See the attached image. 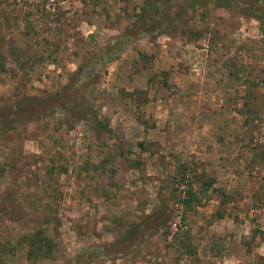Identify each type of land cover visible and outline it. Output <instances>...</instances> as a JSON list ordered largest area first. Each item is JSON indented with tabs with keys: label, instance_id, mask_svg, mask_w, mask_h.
I'll return each instance as SVG.
<instances>
[{
	"label": "rangeland",
	"instance_id": "obj_1",
	"mask_svg": "<svg viewBox=\"0 0 264 264\" xmlns=\"http://www.w3.org/2000/svg\"><path fill=\"white\" fill-rule=\"evenodd\" d=\"M148 1L0 0V109L81 81L96 116L0 124V264L36 235L35 264H72L152 213L155 232L84 264H264V0H158L143 22ZM187 181H212L189 209Z\"/></svg>",
	"mask_w": 264,
	"mask_h": 264
},
{
	"label": "trees",
	"instance_id": "obj_2",
	"mask_svg": "<svg viewBox=\"0 0 264 264\" xmlns=\"http://www.w3.org/2000/svg\"><path fill=\"white\" fill-rule=\"evenodd\" d=\"M158 0H150L146 2L145 4H138L135 5L136 8L139 6L142 7V13L138 16L140 17L139 20L145 22L147 20V17L145 16V10L147 8L151 7L152 9L156 10L157 5L155 4ZM195 4H198L203 9L208 7V0L198 1L193 0L189 5L192 7ZM145 5V6H144ZM147 6V7H146ZM127 33L124 36H121L118 38L113 44L108 45L106 48H104L102 51L96 53V59H95V65L93 66H102L106 67V64H108L110 61L114 59H118L122 51L126 47V41L130 39L128 37ZM142 54V57L145 60H150V56H147L145 53ZM100 66V67H101ZM89 69V68H88ZM96 69V68H95ZM94 69V70H95ZM90 70V69H89ZM89 74L91 73L88 72ZM88 73H85V76H88ZM79 84H81V81L72 82L71 84L64 85L62 89H60L56 96L50 100H40V99H34V98H26L16 105L12 107L7 108H1L0 109V124H3L5 122H12L14 118L16 117H26V118H38L43 115H47L50 113L55 112H62L64 114H67L74 119L84 120L86 123L94 122L96 119V116L92 117L90 115H87V111H84V104L86 103H79V100L76 96V93L72 92L73 87H77ZM83 110V111H82ZM77 114L76 116L74 114ZM98 126L103 127L104 124L97 121ZM93 129L94 127L91 126ZM140 145L143 146V143H140ZM0 170H3V167H0ZM65 170V165H64ZM181 185V183H178ZM212 181H205L203 183V187L197 191L193 190L192 185L190 184V181L185 182V188L183 189L184 195L181 196V202L185 204V207L189 209L191 207V203L193 201L200 202L203 197H209L210 194L208 193L209 187L211 186ZM223 212H216V216H222ZM162 223V219L160 217L159 213H152L151 215L147 216L145 219H143L140 222H135L130 224L125 228V230L120 231V234L117 239H115L108 247L104 248L103 251H99L96 249L92 253L88 251H84L83 254L79 253L76 254L73 260L72 264H84L87 262H92L93 259L98 258L102 254H106L107 249L111 250L112 252L119 251H128L130 248L135 246L139 240L145 238L147 235L152 234L155 232V230L159 227V225ZM170 226H166V230L164 231L165 236H167L170 233ZM39 232H41L39 230ZM19 243H16L19 247V245H23L20 243L21 241H18ZM28 244V243H27ZM51 240H49L47 237H42L36 235L34 237V240H29V248L27 251V259L29 262L27 264H35L37 261V253L41 251V249H44L47 251V253H51ZM14 245V248H16Z\"/></svg>",
	"mask_w": 264,
	"mask_h": 264
}]
</instances>
